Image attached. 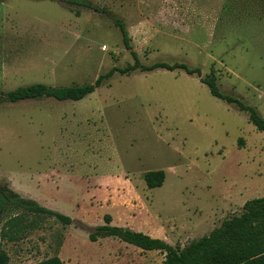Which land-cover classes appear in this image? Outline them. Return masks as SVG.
I'll use <instances>...</instances> for the list:
<instances>
[{
    "label": "rangeland",
    "instance_id": "obj_1",
    "mask_svg": "<svg viewBox=\"0 0 264 264\" xmlns=\"http://www.w3.org/2000/svg\"><path fill=\"white\" fill-rule=\"evenodd\" d=\"M84 1L0 0V188L74 219L63 228L38 215L42 222L22 238L0 241L11 264L59 249L67 264H95L101 253L110 263L132 257L129 249H141L115 238L90 241L82 229L103 224L107 205L119 209L128 198L141 218L152 215L167 243L184 246L264 196V133L200 81L214 72L221 92L264 118V0ZM131 51L143 65L183 63L200 74L115 72L74 101L5 96L36 82H94L131 65ZM148 170L165 172L161 186L147 187ZM145 251L142 258L160 263Z\"/></svg>",
    "mask_w": 264,
    "mask_h": 264
},
{
    "label": "trees",
    "instance_id": "obj_2",
    "mask_svg": "<svg viewBox=\"0 0 264 264\" xmlns=\"http://www.w3.org/2000/svg\"><path fill=\"white\" fill-rule=\"evenodd\" d=\"M75 6H87L84 0H59ZM119 26L126 48L131 49L129 36L124 23L115 21ZM133 63L124 68L113 67L100 74L94 82L70 86H50L36 82L18 86L5 93L10 102L22 100L53 98L56 100H79L92 93L115 72L128 75L132 71H151L157 68L166 70L181 69L188 74H200L198 68H190L183 63L168 64L155 62L150 65L140 63L136 52L131 51ZM214 72L200 81L207 85L211 95L235 105L240 111L248 113L249 121L258 131L264 133V118L251 105L238 97L219 90ZM148 188L161 186L165 179L163 170H148L143 174ZM38 215L54 217L63 228L72 223V218L56 210L40 205L35 200L21 196L8 186L0 188V241L15 242L22 238L24 231L42 222ZM97 235H111L143 249L165 251L162 264H264V196L246 200L237 215L224 219L207 235L193 239L184 246L171 245L159 238H153L139 231L113 225H99L94 228L91 238ZM61 244V240L58 245ZM0 264H9L7 250L0 244ZM29 264H63L58 255L53 254Z\"/></svg>",
    "mask_w": 264,
    "mask_h": 264
},
{
    "label": "crops",
    "instance_id": "obj_3",
    "mask_svg": "<svg viewBox=\"0 0 264 264\" xmlns=\"http://www.w3.org/2000/svg\"><path fill=\"white\" fill-rule=\"evenodd\" d=\"M90 181H91V179H90ZM91 184H93V183H91ZM91 186L94 188V185H91ZM33 200H35L37 202L36 199H33ZM133 202H135V201H131V199L128 198L125 202H122L119 205V207H118L119 209H115V208L107 205V209H106L107 212H106V214H104L103 224H99V225H113V226H119V227H123V228H128V229H131L133 231L142 232V233L147 234V235H149V236H151L153 238H159L161 240H164L167 243L169 240H167V238L164 235H162V233L160 231L156 230L157 229V227L155 226L156 225V223H155L156 220H154L152 215H150L149 217L141 218L140 217L141 212L139 210H137V209H134L135 207H132V205L134 204ZM42 206L46 207V205H42ZM47 208H49V207H47ZM132 208L134 209V211H137V213H138L137 217L135 216L136 214L132 213V211H133ZM50 209H52V208H50ZM53 210H55V209H53ZM58 212H60V211H58ZM147 213H150V211L149 212L147 211ZM118 215H120V216H118ZM73 220L74 219H72V222H73ZM152 220H154V221H152ZM80 223H82L87 228L90 226V225H87V224H85V223H83L81 221H80ZM99 225H94L93 227H91L92 230L90 232H87L88 230H86V228H82L81 227L87 233V235L90 237V241L98 242V241H100L102 239L106 240L107 238H115L117 240H121L120 238H118L116 236L97 235V234H96V237L94 239L91 238V234L94 233V228L96 226H99ZM121 241H123V240H121ZM123 242H125V241H123ZM126 243H128V242H126ZM128 244H130V243H128ZM131 245H133V244H131ZM133 246H135V245H133ZM127 248H130V247H127ZM138 248H140L141 251H138L137 249H133V248L129 249V250H132L133 256L132 257L131 256H127L126 259L124 258V261L120 260L118 263H113V262L110 263L108 261H105L104 260L105 259L104 253H101L102 254L101 257H99V259H96L95 264H120V263H123V264H152V261L150 260V258H148L146 260V259L142 258V256H140L143 252L150 256L151 253L149 254V252L145 251V250H148V249H143L141 247H138ZM109 250H110L109 248H107L105 250L107 256H109V253H110ZM153 250L156 253H158V255L160 257V263L159 264H162V261L165 259V251L160 250V249H153ZM155 252H153V253H155ZM54 254L59 256V258L62 260L63 264H67L66 260L62 256V250H60V249L56 250ZM8 255H9V253H8ZM68 257H69V260H71V256L68 255ZM10 260H11V258H10V255H9V264H11Z\"/></svg>",
    "mask_w": 264,
    "mask_h": 264
}]
</instances>
